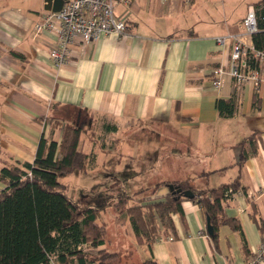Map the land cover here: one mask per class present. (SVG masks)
<instances>
[{
    "label": "crops",
    "instance_id": "1",
    "mask_svg": "<svg viewBox=\"0 0 264 264\" xmlns=\"http://www.w3.org/2000/svg\"><path fill=\"white\" fill-rule=\"evenodd\" d=\"M258 1L239 17L230 15L228 0L117 3L114 11L125 18L126 34L74 43L61 66L50 57L57 36L36 30L44 0L31 10L0 7V168L32 163L41 137L59 143L69 124L81 127L79 148L94 155L85 172L93 165L97 176L115 183L141 181L150 200L170 193L168 186L156 188L162 182L187 181L204 190L238 178L240 188L222 205L224 215L240 224L251 255L262 237L256 220H264V85L236 89L225 76L214 88L211 71L229 62L231 45L220 47L216 37L242 34V19ZM243 39L252 43L250 35ZM252 134L256 152L251 155L245 142L249 157L239 167L240 143ZM121 193L133 195L126 186L116 196ZM108 207L97 220L106 228L102 216ZM181 207L182 216L171 215L173 231L158 224L157 238L137 244L142 260L245 262L238 230L220 224L214 244L199 205L183 199ZM125 235L134 245L129 218Z\"/></svg>",
    "mask_w": 264,
    "mask_h": 264
},
{
    "label": "trees",
    "instance_id": "2",
    "mask_svg": "<svg viewBox=\"0 0 264 264\" xmlns=\"http://www.w3.org/2000/svg\"><path fill=\"white\" fill-rule=\"evenodd\" d=\"M254 9L258 18V29L252 34L256 48L264 46V0L258 1ZM222 100L216 106L221 107ZM81 127L65 125L59 143L41 137L32 163L21 166L6 165L0 168V264H121L119 252L109 251L105 245L106 226L98 224L104 204H84L71 198L66 185L58 181L60 174L85 172L94 159L92 153L79 148ZM250 135L241 143L238 158L239 167L248 159L249 153L244 143L252 146L250 152H256ZM179 184L183 190L190 189L192 198L209 217L214 228L210 240L216 244L217 228L220 224H229L242 236L246 256L250 251L242 233L240 224L234 218L224 215L222 202L228 188H240L238 178L229 184L217 188L195 190L187 181L162 182L159 186ZM125 198L129 196L119 194ZM169 193L165 198L147 203H137L126 208L132 230L139 242H149L160 234L158 224L164 231H173L172 214L183 215L181 201L190 199L182 194ZM262 235L264 220H256ZM89 248L97 249L96 254ZM143 264H156L152 259Z\"/></svg>",
    "mask_w": 264,
    "mask_h": 264
},
{
    "label": "built area",
    "instance_id": "3",
    "mask_svg": "<svg viewBox=\"0 0 264 264\" xmlns=\"http://www.w3.org/2000/svg\"><path fill=\"white\" fill-rule=\"evenodd\" d=\"M131 0H66L57 11L46 10L42 20L36 25L37 31H50L57 36L50 57L56 66L66 63L70 57V47L74 43L86 44L102 35L126 34L127 24L123 16H117V3L128 4ZM264 23V17H263ZM243 33H227L216 37L220 47L231 45L229 62L220 64L211 71L214 88L222 86L224 77L229 76L237 89L245 83H252L259 90L264 85V46L256 48L243 37L258 29L256 10L249 8L242 19ZM236 190L228 188L225 198H232ZM264 258V234L258 249L246 258L243 264H261Z\"/></svg>",
    "mask_w": 264,
    "mask_h": 264
},
{
    "label": "rangeland",
    "instance_id": "4",
    "mask_svg": "<svg viewBox=\"0 0 264 264\" xmlns=\"http://www.w3.org/2000/svg\"><path fill=\"white\" fill-rule=\"evenodd\" d=\"M35 1L40 2L41 0H0V7H15L24 10L29 8L28 10H31L33 6L36 7ZM228 1L230 15L232 17H239L246 11L247 4L256 0ZM215 6L219 11L221 10L218 4H215ZM40 8L42 9V5ZM90 168L91 170L89 172L75 171L60 174L58 176V181L66 185L68 195L74 200L82 201L84 204H102L107 202L106 204H108L109 207L102 216L103 220L108 224L106 228L105 246L109 251L119 252V254L123 256L121 264H143L144 260L138 255L140 252L137 254V246L140 245L139 241L136 237L135 239L132 238L131 242L134 244L132 245L129 242L130 239L125 235V226H127L128 218L126 208L139 202L145 204L149 201H154L153 199L150 200L151 198H147L148 189L146 190L145 187L142 186L144 183L138 180L127 183H115L108 176H97L94 172L95 166L91 165ZM124 186L127 187L130 194L133 193L129 198L119 195L116 196L118 189L124 188ZM119 238L121 240L117 246ZM96 251L97 249L95 248H89V253L91 254H96Z\"/></svg>",
    "mask_w": 264,
    "mask_h": 264
},
{
    "label": "water",
    "instance_id": "5",
    "mask_svg": "<svg viewBox=\"0 0 264 264\" xmlns=\"http://www.w3.org/2000/svg\"><path fill=\"white\" fill-rule=\"evenodd\" d=\"M64 1L66 0H44L45 2L44 9L51 10V11H57L61 8ZM168 189L170 193H172L173 195L176 194L175 199L179 197L177 196V194H180V193L182 194V196L186 198H190V199H192L195 196V194L190 189L183 190L179 184H169ZM206 232L209 236H212L214 233V228L212 224L210 223V219L208 216H206Z\"/></svg>",
    "mask_w": 264,
    "mask_h": 264
},
{
    "label": "flooded vegetation",
    "instance_id": "6",
    "mask_svg": "<svg viewBox=\"0 0 264 264\" xmlns=\"http://www.w3.org/2000/svg\"><path fill=\"white\" fill-rule=\"evenodd\" d=\"M174 195H176V194H174Z\"/></svg>",
    "mask_w": 264,
    "mask_h": 264
}]
</instances>
